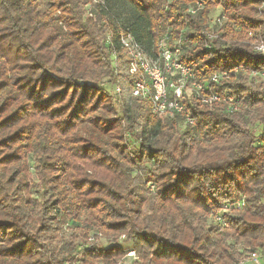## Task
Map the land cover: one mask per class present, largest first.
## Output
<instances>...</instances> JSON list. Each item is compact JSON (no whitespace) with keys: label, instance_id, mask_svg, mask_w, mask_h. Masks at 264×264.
I'll return each instance as SVG.
<instances>
[{"label":"trees","instance_id":"trees-1","mask_svg":"<svg viewBox=\"0 0 264 264\" xmlns=\"http://www.w3.org/2000/svg\"><path fill=\"white\" fill-rule=\"evenodd\" d=\"M121 33L152 57L179 42L196 81L226 72L206 94L238 109L192 97V123L153 114L130 95ZM260 42L264 0H0V264H240L263 250Z\"/></svg>","mask_w":264,"mask_h":264},{"label":"built area","instance_id":"built-area-1","mask_svg":"<svg viewBox=\"0 0 264 264\" xmlns=\"http://www.w3.org/2000/svg\"><path fill=\"white\" fill-rule=\"evenodd\" d=\"M86 13L88 16L94 15L91 6H88ZM221 21L222 16H217L212 19L213 31L220 25ZM205 35L208 39H211L215 34L214 32H206ZM119 44L127 60V73L136 77L131 85L130 95L148 100L153 114L170 118L181 114L184 116L185 122L192 123L194 119L187 112L185 104V101L192 97L206 104L223 101L226 104L225 108L228 112L238 109V101L234 100L231 94H206L209 82L219 81L226 75V72L213 74L207 84L196 81L191 67L185 65L179 59L181 52L179 42L169 46L167 37H163L158 42V53L154 57L149 56L130 33H121L119 36ZM210 48L211 45H207V49L210 50ZM255 49L264 52V44L260 42L255 46ZM114 92L115 94H119L121 87L116 85ZM243 205L244 202H240L236 206L239 208ZM222 211H225V209ZM216 220L222 225H226L223 217L217 216ZM130 253L128 254L130 255ZM246 257L244 260L252 259L256 261L258 252L248 250ZM244 260H241L240 264Z\"/></svg>","mask_w":264,"mask_h":264},{"label":"rangeland","instance_id":"rangeland-1","mask_svg":"<svg viewBox=\"0 0 264 264\" xmlns=\"http://www.w3.org/2000/svg\"><path fill=\"white\" fill-rule=\"evenodd\" d=\"M40 2L42 4L43 3V0H40ZM217 16H219V9L218 8L215 9V10H213V12H212L213 19L216 18ZM115 57H116L115 55L112 56V60L111 61H112V65L117 66V65H119L120 62H117L116 59H115ZM261 76H264V74H262ZM104 87L106 88V90L108 92L113 93L115 91L116 84L115 83H105L104 84ZM30 163H31V160H30ZM68 234H69L68 229H64V231L62 232V236L65 238V237L68 236ZM99 241L101 243V242H103V239L101 238ZM256 252H258V251H256ZM130 255L133 256V253L131 252ZM246 255H247V252L240 259L241 260H244L245 258H247ZM130 262L131 261L128 260V261H124L122 264H130ZM73 264H81V263L80 262H73ZM242 264H264V249L263 250H260L258 252V257H257V260L256 261H254L252 259H246V260L243 261Z\"/></svg>","mask_w":264,"mask_h":264}]
</instances>
